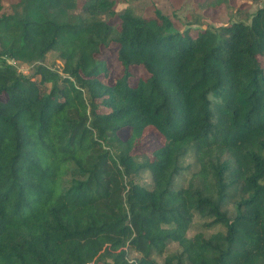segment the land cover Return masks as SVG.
Masks as SVG:
<instances>
[{
	"label": "trees",
	"instance_id": "obj_1",
	"mask_svg": "<svg viewBox=\"0 0 264 264\" xmlns=\"http://www.w3.org/2000/svg\"><path fill=\"white\" fill-rule=\"evenodd\" d=\"M2 10L0 264H264V6L186 29L114 0Z\"/></svg>",
	"mask_w": 264,
	"mask_h": 264
},
{
	"label": "rangeland",
	"instance_id": "obj_2",
	"mask_svg": "<svg viewBox=\"0 0 264 264\" xmlns=\"http://www.w3.org/2000/svg\"><path fill=\"white\" fill-rule=\"evenodd\" d=\"M19 0H2L3 2V12L10 13L16 7ZM115 8L117 11H121L125 8L132 9L135 13L143 16H150L154 13L156 9L161 10L166 15L170 16L177 28L186 29L187 23L189 21L196 20L201 22L203 27L217 28L232 22L235 20L246 19L247 12H255L260 7L264 6V0H229L227 5H223L219 8L208 7V0H114ZM85 0H78L81 6ZM112 22H116L113 20ZM200 25L194 24L191 27H199ZM202 27V26H201ZM102 57L106 58L109 76L108 81L112 82L115 77L121 74L122 65L117 60L116 45L113 44L109 49L104 50ZM264 67V57H259ZM9 62L14 65V67L26 75H30L32 72V66L22 61L9 59ZM46 64L53 65L57 67L62 63L61 60L57 59L56 54L50 53L46 57ZM132 72L135 75H147L146 71L142 67L132 68ZM131 81H135L133 78ZM122 137L128 135L127 131H122L120 133ZM160 141L156 135L153 133L146 136L142 142L141 147L138 151H150L158 146H160ZM191 159L184 161V164L191 162ZM203 220L196 217L191 228L188 230L187 235L192 236L197 231L202 229ZM214 230L206 231V235L216 231ZM180 247L176 243H170L167 247L166 253L179 251ZM132 255H128V259L132 261ZM159 261H162V256L158 257Z\"/></svg>",
	"mask_w": 264,
	"mask_h": 264
},
{
	"label": "built area",
	"instance_id": "obj_3",
	"mask_svg": "<svg viewBox=\"0 0 264 264\" xmlns=\"http://www.w3.org/2000/svg\"><path fill=\"white\" fill-rule=\"evenodd\" d=\"M9 61V60H8Z\"/></svg>",
	"mask_w": 264,
	"mask_h": 264
}]
</instances>
